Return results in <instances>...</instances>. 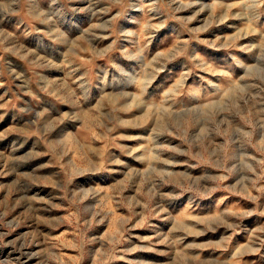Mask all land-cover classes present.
I'll return each mask as SVG.
<instances>
[{
  "label": "rangeland",
  "instance_id": "rangeland-1",
  "mask_svg": "<svg viewBox=\"0 0 264 264\" xmlns=\"http://www.w3.org/2000/svg\"><path fill=\"white\" fill-rule=\"evenodd\" d=\"M0 264H264V0H0Z\"/></svg>",
  "mask_w": 264,
  "mask_h": 264
}]
</instances>
